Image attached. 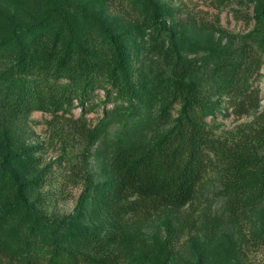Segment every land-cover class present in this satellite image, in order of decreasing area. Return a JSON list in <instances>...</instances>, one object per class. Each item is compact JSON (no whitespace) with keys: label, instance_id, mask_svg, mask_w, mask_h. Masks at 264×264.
Segmentation results:
<instances>
[{"label":"trees","instance_id":"obj_1","mask_svg":"<svg viewBox=\"0 0 264 264\" xmlns=\"http://www.w3.org/2000/svg\"><path fill=\"white\" fill-rule=\"evenodd\" d=\"M249 2L236 35L177 20L165 0L0 4V264H233L243 221L264 235V0ZM229 110L251 120L217 134ZM36 111L84 143L65 162L64 183L82 186L69 213L47 211L50 164L18 144Z\"/></svg>","mask_w":264,"mask_h":264},{"label":"rangeland","instance_id":"obj_2","mask_svg":"<svg viewBox=\"0 0 264 264\" xmlns=\"http://www.w3.org/2000/svg\"><path fill=\"white\" fill-rule=\"evenodd\" d=\"M175 5L177 9L175 17L177 20L181 19L187 21L193 19L197 22H203L221 29V31L230 34H242L251 27L249 21L252 14V5L250 0H165ZM16 2V3H15ZM0 4L5 7H16L20 9L24 7L23 0H0ZM114 9V8H113ZM261 89L260 98L261 104H264V79L261 78L257 82ZM100 98H103L102 91L97 92ZM73 114L77 116L80 112L79 105H75ZM102 114V107L97 106L94 110L87 114V118L91 122H96ZM212 124L216 127L217 134H223L232 129L235 125L245 123L251 120L250 116L243 115L237 117L231 110L224 112H217L211 118ZM26 126L19 125V128L14 126L15 132L20 134L18 144L23 143L27 146L35 145L39 147L37 156L42 165L50 164V177L53 180H47L44 186L45 191L58 190L55 196L51 193L47 211L49 213H69L78 198L81 191V182H74L72 180L64 183L65 175L69 170L67 167L68 159L79 163V157L76 153L83 150L84 143L81 140L69 139L68 143L64 144L57 134V130L50 123V115L43 112H33L26 120ZM94 149V148H93ZM103 158L93 150V154L89 159L88 170L92 177L102 179V164ZM61 164V165H60ZM60 165V166H59ZM32 175V174H31ZM30 175V176H31ZM53 182V184H49ZM59 189H62V193ZM55 197L58 200H55ZM201 207V210H203ZM209 213L218 214L221 211V200L219 198L213 199L209 206L204 209ZM245 227L236 235L232 233V240L235 243L236 250L233 251V264H264V235L258 232L254 227V223L250 221H243ZM229 226L224 225L223 228ZM187 236L182 237L179 246L184 250V259L190 260L192 257V249L186 242ZM185 242V243H184ZM189 247L190 249H187ZM182 264H185L183 262Z\"/></svg>","mask_w":264,"mask_h":264}]
</instances>
